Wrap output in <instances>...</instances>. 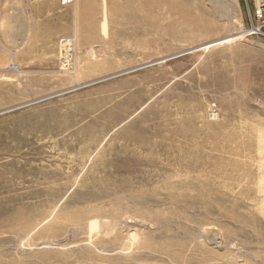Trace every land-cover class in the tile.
Returning <instances> with one entry per match:
<instances>
[{"label": "rangeland", "instance_id": "1", "mask_svg": "<svg viewBox=\"0 0 264 264\" xmlns=\"http://www.w3.org/2000/svg\"><path fill=\"white\" fill-rule=\"evenodd\" d=\"M60 2L0 29V264H264L256 1Z\"/></svg>", "mask_w": 264, "mask_h": 264}, {"label": "crops", "instance_id": "2", "mask_svg": "<svg viewBox=\"0 0 264 264\" xmlns=\"http://www.w3.org/2000/svg\"><path fill=\"white\" fill-rule=\"evenodd\" d=\"M69 10L70 4L63 5L60 0H0V29H11L21 32L23 36H33L34 32L41 29L43 22L66 23L67 19L62 16ZM5 35L7 34L0 33V36Z\"/></svg>", "mask_w": 264, "mask_h": 264}, {"label": "built area", "instance_id": "3", "mask_svg": "<svg viewBox=\"0 0 264 264\" xmlns=\"http://www.w3.org/2000/svg\"><path fill=\"white\" fill-rule=\"evenodd\" d=\"M255 1L253 10H248L250 30L264 38V0ZM208 112L212 115L215 113V109L210 107Z\"/></svg>", "mask_w": 264, "mask_h": 264}, {"label": "bare ground", "instance_id": "4", "mask_svg": "<svg viewBox=\"0 0 264 264\" xmlns=\"http://www.w3.org/2000/svg\"><path fill=\"white\" fill-rule=\"evenodd\" d=\"M71 0H62V3H69ZM239 36H241V34L239 33V34H235V35H232V36H228V37H225V38H223L222 39V41L221 42H218V43H214L215 41H213V42H209V43H206L205 45H202L201 47H199V48H208V47H210V46H212V45H216V44H221V43H225V42H227V41H230L232 38H236V37H239ZM196 48V47H195ZM198 48V47H197ZM190 49H192V48H190ZM189 49V50H190ZM193 51V50H192ZM207 115H208V117L209 118H212V119H214L215 118V114H210L209 112L207 113ZM214 241H215V239H214ZM212 243V242H211Z\"/></svg>", "mask_w": 264, "mask_h": 264}]
</instances>
